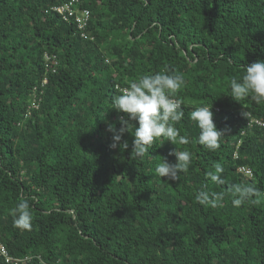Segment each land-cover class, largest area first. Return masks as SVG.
<instances>
[{"label": "trees", "instance_id": "16d2710c", "mask_svg": "<svg viewBox=\"0 0 264 264\" xmlns=\"http://www.w3.org/2000/svg\"><path fill=\"white\" fill-rule=\"evenodd\" d=\"M66 2L0 0V240L8 253L24 264H264V102L236 101L230 91L245 65L264 61V0H79L92 40L51 10ZM157 72L184 76L173 98L182 101L175 127L188 143L157 140L137 158L132 120L121 141L129 147L111 149L108 126L127 118L113 98ZM32 95L38 105L28 109ZM210 105L225 130L215 151L198 143L191 120L194 108ZM175 147L192 162L172 182L155 168L161 157L176 162ZM217 162L223 184L207 175ZM234 184L256 188L258 202L233 206ZM200 191L219 194V206L198 204ZM21 199L29 230L14 225ZM0 264L13 262L0 255Z\"/></svg>", "mask_w": 264, "mask_h": 264}, {"label": "clouds", "instance_id": "9594fccd", "mask_svg": "<svg viewBox=\"0 0 264 264\" xmlns=\"http://www.w3.org/2000/svg\"><path fill=\"white\" fill-rule=\"evenodd\" d=\"M185 84L184 76L181 74H168L157 72L152 75H141L137 81L125 87L121 94L116 95L112 100V109L118 113L126 114L127 118L120 116V127L108 126L112 133L111 149H123L129 147L127 141L121 143L125 132H129L130 121L134 120L138 126L134 127L131 154L137 158H143L157 140L187 144V137L180 136L175 123L180 122L184 117L182 101L173 99L181 87ZM231 97L238 101L249 96L256 103L264 102V61L255 62L244 66V74L238 80L232 78L230 81ZM191 120L199 128L198 143L209 151H215L220 147V140L225 136V130H218L213 120V113L210 106H200L191 112ZM132 126V125H131ZM162 142L160 145H162ZM170 155L176 158L175 163H169L161 157L160 163L155 172L160 178L165 177L168 181L175 182L182 172H187L192 162L189 151H177L176 147ZM215 172L207 175L217 184H223L221 174L224 171L223 165L217 162ZM232 204L235 207L241 206L246 201L258 202L253 197L259 196V191L251 185H232ZM195 199L200 205L217 207L220 204L219 194H212L207 191H200ZM15 217L14 225L23 230L31 228L32 215L30 204L27 199H21L12 211Z\"/></svg>", "mask_w": 264, "mask_h": 264}, {"label": "built area", "instance_id": "2783aa9c", "mask_svg": "<svg viewBox=\"0 0 264 264\" xmlns=\"http://www.w3.org/2000/svg\"><path fill=\"white\" fill-rule=\"evenodd\" d=\"M51 10L61 15V17L64 20L71 19L69 22H72L75 25L76 30L80 31V37H82L83 39H88V40L93 39V35L85 31V27L87 26L88 21L90 19V10L86 7H80L79 0H68V2L64 4L52 6ZM45 59H48V55H45ZM45 82H46V78L43 79L42 83H45ZM29 102L30 104L28 106V109L36 108L38 105V102L37 100L33 98V95H32V99H30ZM254 121L257 123H261L260 121L256 119ZM250 123H252V120L250 121ZM234 157H236V153H234ZM238 171L246 175H249V176L251 175L250 169L246 166H239ZM0 255L4 258L5 262H11V263L13 262V264H16V263L24 264L26 263V261H28L26 257L17 258V257H13L12 255H10L1 240H0Z\"/></svg>", "mask_w": 264, "mask_h": 264}]
</instances>
